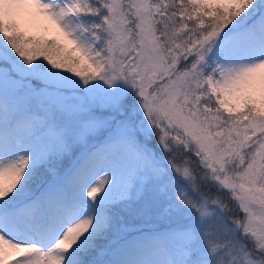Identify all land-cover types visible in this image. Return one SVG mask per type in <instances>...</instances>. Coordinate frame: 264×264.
<instances>
[{"label":"snow or ice","instance_id":"obj_1","mask_svg":"<svg viewBox=\"0 0 264 264\" xmlns=\"http://www.w3.org/2000/svg\"><path fill=\"white\" fill-rule=\"evenodd\" d=\"M0 264H264V0H0Z\"/></svg>","mask_w":264,"mask_h":264}]
</instances>
